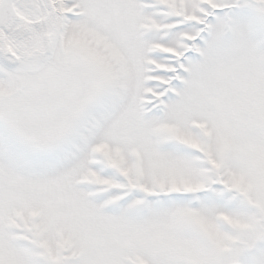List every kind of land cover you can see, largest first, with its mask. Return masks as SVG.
<instances>
[{"label": "snow or ice", "instance_id": "obj_1", "mask_svg": "<svg viewBox=\"0 0 264 264\" xmlns=\"http://www.w3.org/2000/svg\"><path fill=\"white\" fill-rule=\"evenodd\" d=\"M0 264H264V0H0Z\"/></svg>", "mask_w": 264, "mask_h": 264}]
</instances>
